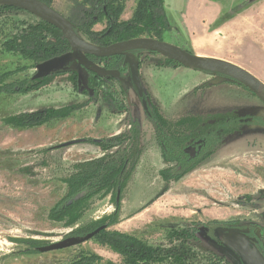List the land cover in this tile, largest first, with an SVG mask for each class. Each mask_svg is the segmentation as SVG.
<instances>
[{"label": "rangeland", "instance_id": "1", "mask_svg": "<svg viewBox=\"0 0 264 264\" xmlns=\"http://www.w3.org/2000/svg\"><path fill=\"white\" fill-rule=\"evenodd\" d=\"M51 1L59 13L77 20L81 0ZM138 1L124 0L121 21L133 18ZM212 1L227 3L225 6L230 3L249 6L259 2L260 10L254 12L264 11V0H164L165 13L171 17L168 24L173 27L160 34V38L179 48L191 49L179 37L177 29L182 28L185 17L198 9L202 11L203 3ZM33 22L35 18L26 12L0 15V80L7 76L0 89L8 84L17 90L16 86L36 74L32 60L1 51L2 44L16 34L17 27ZM106 28L104 20L93 25L91 31L101 32ZM250 29L245 22L241 33ZM231 30L228 29L227 36L217 33L214 41L199 43L195 52L232 57V45L228 44L238 43L240 38ZM81 37L88 41L85 36ZM260 50L246 52V55L255 59L254 67L248 70L264 80V51ZM245 61L248 64L250 60ZM161 62L158 56L143 57L140 77L149 97L165 114L173 117L236 110L264 117L262 102L243 89L235 85L223 87V79H211L184 67L164 69L159 65ZM87 100L67 76L56 77L51 84L27 94L0 93V264H70L75 258V263L80 264L87 254L100 257L102 264H120L119 253L98 238L61 251L41 253L34 249L81 233L115 210L114 199L109 197L95 201L93 209L73 226L66 227L48 218L50 210L66 193L67 187L61 178L67 169L102 155L96 146L84 141L67 147L62 145L74 140L109 138L127 131L130 117L137 118L140 114L143 119L142 104L133 91H130L132 113L128 115L110 111L103 102L90 104ZM72 105L80 108L70 117L39 127L23 129L4 123V119L14 114ZM143 129L146 155L122 202L120 223L110 227L108 232L134 235L154 244L162 241L168 228L183 227L192 221L264 223V199L260 196L264 190V130H248L180 183L169 185L158 176L161 159L153 130L146 122ZM42 162L46 167H41ZM193 248L200 254V264H214L203 259L205 254L224 257L231 264H244L226 233L220 236L206 229L199 245Z\"/></svg>", "mask_w": 264, "mask_h": 264}, {"label": "trees", "instance_id": "2", "mask_svg": "<svg viewBox=\"0 0 264 264\" xmlns=\"http://www.w3.org/2000/svg\"><path fill=\"white\" fill-rule=\"evenodd\" d=\"M41 1L49 6L52 5L51 0ZM123 3L124 0H81L77 20H68L74 24L77 34L85 36L88 41L98 46H109L116 42L142 37L161 40L160 34L170 29L164 0H139L134 16L128 22L120 20L124 10ZM11 12L17 10L0 7V15ZM104 20L107 24L105 30L91 31L93 25ZM1 51L19 54L38 66L52 59L61 58L71 50L60 31L35 18V22L23 23L22 28L17 27L16 34L2 44ZM87 59L79 61L78 64L86 67L88 63L98 61L93 57ZM102 61L108 69H119L122 65L118 57ZM165 62L168 67L179 66L170 60ZM75 63L77 62L64 66L65 68L60 67L50 75H35L31 80L16 86L17 90L6 84L0 89V93L13 91L27 94L50 83L51 75L64 73L72 74L74 84H77L78 66ZM6 77L1 78L0 85ZM88 80L91 81V90L88 92L94 93V96L89 95L88 102L97 101L101 91L106 90L108 96L103 93L104 97L111 104L115 103L114 108L118 112L126 111V106L119 107V104H116V95L125 94L124 87L118 80L96 76ZM79 108L80 106L72 105L24 112L9 116L4 119V123L15 128H35L54 120L68 118ZM145 114L155 129L157 142L161 147L164 165L160 175L167 183L180 181L244 132L252 129L264 130V117L249 116L236 110L169 118L157 106L148 104ZM196 142L203 143L199 144L202 145V150L196 158H191L187 154V149ZM96 145L107 152L104 157L76 163L67 169L61 178L67 189L61 201L50 210L48 218L52 222L63 223L66 227L73 226L93 209L95 201L115 195L118 190L124 192L143 153L139 122H133L129 133L102 140ZM113 148L117 150L109 153ZM46 165L42 162L41 167ZM118 221L117 213L110 215L98 223L87 226L81 234L94 231L101 223L108 222L113 225ZM202 227L203 224L198 223L186 229L171 228L164 241L157 244H149L125 233L106 230L98 234V239L123 256L122 264H200L198 259L184 251L183 247L188 243L199 241ZM261 238L264 239L263 235ZM83 257L85 258L81 259L80 264H100L101 261V258L95 255L88 254ZM76 260L77 258L73 261L74 264H77ZM206 261L214 264H230L223 258H209Z\"/></svg>", "mask_w": 264, "mask_h": 264}, {"label": "flooded vegetation", "instance_id": "3", "mask_svg": "<svg viewBox=\"0 0 264 264\" xmlns=\"http://www.w3.org/2000/svg\"><path fill=\"white\" fill-rule=\"evenodd\" d=\"M43 2V1H42ZM46 4V3H45ZM48 5V4H47ZM52 7V5L50 6ZM11 8V7H9ZM53 8V7H52ZM13 9H16V8H13ZM54 9V8H53ZM17 12H26V11H23V10H19V9H16ZM57 11V10H56ZM58 12V11H57ZM28 13V12H26ZM30 14V13H29ZM61 14V13H60ZM32 15V14H30ZM62 15V14H61ZM34 18L38 19V20H41L39 18H37L36 16L32 15ZM64 16V15H63ZM65 17V16H64ZM66 18V17H65ZM68 19V18H67ZM43 21V20H41ZM70 21V20H69ZM52 26V25H51ZM54 27V26H53ZM55 28V27H54ZM57 29V28H56ZM58 30V29H57ZM170 30V29H169ZM60 31V30H58ZM61 32V31H60ZM62 33V32H61ZM65 38V37H64ZM142 38H148V37H142ZM66 39V38H65ZM137 39V38H136ZM149 39H153V38H149ZM132 40V39H130ZM157 40V39H155ZM67 41V40H66ZM126 41H129V40H126ZM158 41H161V42H164V40H158ZM68 42V41H67ZM90 42V41H88ZM121 42H125V41H121ZM91 43V42H90ZM116 43H120V42H116ZM114 43V44H116ZM69 44V42H68ZM168 44V43H167ZM95 45V44H94ZM113 45V44H111ZM109 45V46H111ZM172 45V44H170ZM70 46V44H69ZM98 46V45H96ZM175 46V45H174ZM101 47H108V46H101ZM177 47V46H176ZM179 48V47H178ZM182 50H185L191 54H195V52L191 49H186V48H180ZM70 50L72 51L71 49V46H70ZM71 51L69 53H71ZM67 53V54H69ZM131 54L134 55V60L136 62V65H137V71H138V80H139V86L136 84V82L134 81V77H133V73H132V67H131V64L129 62H126L127 58L124 54H120V55H116V56H113V57H108V58H96L94 56H84V55H79V60H76V61H73L71 63H68L64 66H68L69 64H72L74 62H77L75 63L77 66H78V77L79 78V81L77 84H74V79L72 77V74L70 73H64V74H58V75H51V81L49 84H51L52 80L56 77H62V76H67L68 79L72 82V84L74 85L75 89L80 92V94L84 95L85 97H87V102L89 101V95L91 94L92 96H94V93L92 92H88L90 91V77H93V76H96V77H99V78H107V77H111V78H114L115 80H118L120 82V84L124 87V90H125V94H117L116 95V104L118 105L119 104V107H125L126 106V111L124 112H118L117 109L114 108L113 105H115V103L111 104L109 102L108 99H106L104 96L103 93H106L107 94V91L106 90H102L101 93H100V96L98 98L97 101H91V102H88V103H94V104H98L100 102H103L110 111H113V112H116L117 114H121V115H128V114H131L132 113V108H133V104L130 100V91H133L135 93V95L137 96L138 100L140 101V103L142 104V108H143V119H142V116L140 114H138L137 118H134V117H130L131 119L129 120V127H128V130L123 132V133H120V134H117L115 136H112V137H109V138H113V137H116V136H119V135H122V134H126V133H129L132 129V125H133V122L135 121H138L139 124H140V129H141V145L143 146V153H142V156L140 158V161L138 163V165L136 166L134 172L132 173V176H131V179H130V182L127 186V188L124 190V192L122 193L121 190H118L117 193L115 195H112V196H108L106 198H113L114 199V205H115V210L114 212L111 214V215H114V214H118V219L119 221L121 220V213H122V202L124 200V197L127 195L130 187L133 185L134 183V179H135V176L137 174V171L144 159V156L146 155V152H147V146L146 144H144V138H145V135H144V122H146L148 125L151 126L152 130H153V134H154V138H155V141H156V147L158 149V152H159V155H160V159H161V167H160V170L158 172V176L160 178V180L164 183V184H174V183H180L183 179H185L190 173H192L194 170H196L198 167L206 164L207 162L211 161L215 156H217L222 150H225L228 146H230V144L233 142L234 143V140L227 143L226 146H224L222 149H220L219 151H217L215 154L211 155L209 158H207L205 161H203L197 168H195L194 170H192L191 172H189L187 175H185L180 181L178 182H171V183H167L165 182L161 175H160V171L161 169L163 168V158H162V152H161V147L160 145L158 144L157 142V137H156V133H155V129L153 127V125L151 124V122L147 119L146 117V114H145V110L147 108V105L148 104H153L155 106H157L160 111L162 113H164L161 108L149 97L148 93L146 92V90L143 88V85H142V81H141V77H140V72H141V65H142V59L143 57H148V56H158L161 58L162 62L161 64H159L162 68L164 69H174V70H177L181 67H184L182 66L181 64L175 62V61H172V62H175L176 64H178L179 66L178 67H168L165 65V60H169L165 57H163L161 54L159 53H156V52H152V51H147V50H134V51H131L129 52ZM66 55V54H65ZM87 57H93V58H96V60L98 61H93L92 63H88V65L86 67H82L81 64L78 62L81 61V60H88ZM114 57H118L119 59H121V62H122V65L116 69H108L105 67V65L103 64V61L102 60H107V59H110V58H114ZM41 65V64H40ZM39 66V65H38ZM38 66H35L36 68V74L35 75H41L38 71ZM64 66H61L62 68ZM95 67H98V68H101V69H104L106 71H117L119 73V77H115V76H101V75H98L96 74L95 72H93L91 69L92 68H95ZM65 68V67H64ZM68 68V67H67ZM185 68V67H184ZM188 69V68H187ZM192 70V69H190ZM56 71V70H55ZM53 71V72H55ZM197 71V70H195ZM52 72V73H53ZM205 75H208L211 77V79L215 78H220V79H223V81H225L223 83V86L224 85H227V86H237L239 88H241V90L243 89L244 91H246V93H249L251 95H253L254 97H256L258 100H260L255 94H253L248 88H246L244 85L240 84L238 81H235L234 79L230 78V77H227V76H224V75H221V74H214L212 72H203V71H199ZM51 73V74H52ZM34 75V77H35ZM50 75V74H48ZM32 79V78H31ZM30 79V80H31ZM211 79L209 81H211ZM29 81V80H28ZM208 81H205V83H207ZM235 85V86H234ZM118 86V85H117ZM220 87V86H219ZM236 87V88H237ZM242 90V91H243ZM87 92V93H86ZM108 96V94H107ZM105 98V99H104ZM261 101V100H260ZM262 102V101H261ZM262 104L264 105V103L262 102ZM229 111H232V110H229ZM76 112V111H75ZM222 112H226V111H222ZM222 112H217V113H222ZM74 113V112H73ZM72 113V114H73ZM71 114V115H72ZM208 114H214V113H207V114H204V115H208ZM164 115H166L167 117L169 118H176V117H182V116H169L167 114L164 113ZM199 115V114H197ZM185 116H188V115H185ZM70 117V116H69ZM247 132V131H246ZM246 132H244L243 134L239 135L242 136L244 135ZM105 139H108V138H104V139H100V140H80V142L78 143H82L84 141V143H88L90 145H94L96 146L99 151H101L102 155L100 157H97V158H94V159H99V158H102L106 155V151H103L101 147L97 146L96 143L98 142H101L102 140H105ZM74 141H79V140H74ZM236 141V140H235ZM199 142V141H198ZM196 142V144H193V145H189L188 146V149H187V154L189 155V157L191 158H196L198 156V154H200L201 150H202V145H199V144H203L202 142L201 143H198ZM69 143V142H67ZM76 143V144H78ZM66 144V143H65ZM75 145V144H74ZM71 146V145H70ZM115 150H117V148H113L109 153H112L114 152ZM94 159H91V160H94ZM90 161V160H88ZM67 187V186H66ZM260 196L264 199V196L261 194L260 192ZM263 219H264V215H263ZM117 222L113 225H110L108 222H105V223H101L98 228H96L94 231H96L97 229L101 228V227H104V229L101 232H103L104 230L108 231L110 230L109 228L112 227V226H115L116 224H119L120 222ZM203 224V227L201 228V231L199 233V241L197 242H191V243H188L186 246H184V251H186L187 253H189L190 255L194 256L196 259H199L200 257V254L198 252V250L195 248H193L194 245H199V243L201 242V235L202 233L207 229L208 231L210 232H213L214 234L216 235H224L225 233L227 234L230 242H231V246L232 248L234 249L232 243L234 241V239L238 238V237H243L245 239H247L248 241H250L256 248L257 250L260 252V254L263 256L264 258V239H262V235L264 237V223L263 224H260V223H257V222H253V221H249V222H244V221H231V222H218V221H214V222H207V223H203V222H195V221H192L189 225H185L183 227H177V228H174V229H186V228H189L191 227L192 225H195V224ZM225 228L226 230H223L221 228ZM173 228V227H172ZM171 228H168L166 231H165V234H164V237L162 239V241H160L161 243L164 241V238L167 236V233L169 232ZM92 231V232H94ZM92 232H87L85 234H81V233H76V234H73L71 235L72 237L70 238H82V237H85L86 235L92 233ZM99 233V234H100ZM129 235V234H128ZM130 236H134V235H130ZM136 237L137 239H139L137 236H134ZM94 238H98V235H96ZM93 238V239H94ZM68 239V238H66ZM92 240V239H91ZM142 241H145L143 239H140ZM90 241V240H89ZM88 242V241H87ZM85 242V243H87ZM158 242V243H160ZM53 244V243H52ZM84 244V243H83ZM149 244H152V243H149ZM154 244H157V243H154ZM82 244H79V245H75L73 247H70V248H74V247H78ZM188 247V249H186ZM37 248L38 247H35L34 249L37 251ZM69 249V248H67ZM62 250H65V249H62ZM235 250V249H234ZM57 251H61V250H57ZM236 251V250H235ZM38 252V251H37ZM52 252H55V251H52ZM237 252V251H236ZM238 253V252H237ZM88 255V254H87ZM91 255V254H90ZM93 255V254H92ZM239 255V253H238ZM119 256H121L119 254ZM240 256V255H239ZM79 257V256H78ZM121 262L120 264L123 263L124 261V258L123 256H121ZM203 259L206 261V259H209V258H220L218 256H212L210 254H205V256H202ZM223 258L224 260H226L224 257H221ZM241 258V257H240ZM76 259V258H75ZM74 259V260H75ZM73 260V261H74ZM242 260V258H241ZM227 261V260H226ZM229 262V261H228ZM230 263V262H229ZM244 263V262H243ZM102 264V263H100ZM231 264V263H230Z\"/></svg>", "mask_w": 264, "mask_h": 264}, {"label": "water", "instance_id": "4", "mask_svg": "<svg viewBox=\"0 0 264 264\" xmlns=\"http://www.w3.org/2000/svg\"><path fill=\"white\" fill-rule=\"evenodd\" d=\"M0 7L16 8L36 16L60 30L69 42L72 49L71 53L39 65L38 71L41 75L51 74L61 66L79 60L80 54L84 56H94L96 58H108L124 54L127 58L126 62L131 64L134 81L139 86L137 65L134 60V55L129 52L134 50H147L159 53L163 57L175 61L188 69L212 72L214 74H221L230 77L248 88L264 103V83L247 70L230 62L216 58L200 57L199 55L191 54L174 45L149 38L132 39L108 47L96 46L84 40L79 34H77L72 22L41 0H0ZM91 70L101 76L119 77L117 71H106L98 67L92 68ZM78 142H80V140L63 144L62 147L74 145ZM261 194L264 196V190L261 191ZM103 229L104 227H101L82 238H68L61 242L38 247L37 251L47 253L83 244L93 239ZM232 245L239 253L244 264H264L263 256L247 239L238 237L234 239Z\"/></svg>", "mask_w": 264, "mask_h": 264}, {"label": "crops", "instance_id": "5", "mask_svg": "<svg viewBox=\"0 0 264 264\" xmlns=\"http://www.w3.org/2000/svg\"><path fill=\"white\" fill-rule=\"evenodd\" d=\"M203 4L202 11L198 9L192 12L190 17H185L183 19L182 28L177 29L179 37L182 38L195 52V47L196 45H199V43L214 41L213 36L217 33L222 35L225 34L227 36L230 33L228 29H232L231 31L236 32L240 38L238 43H227L228 45H232L233 58L228 57L227 55H203L198 54V52H195V54L235 64L236 66L247 70L264 83V80L248 70L254 67L253 63L255 59L254 57L246 55V52H258L257 50H260V48L264 51V11L254 12L260 10V3L258 2V4H252L249 6L230 3V5L225 6L227 3H217L212 1ZM165 14L167 21L169 22L168 19L171 17L167 13ZM245 22L251 28L248 31L250 33H241V28ZM170 27L172 28L173 26L171 25ZM260 31H262V34H260ZM230 39L233 41L232 38ZM247 46H250L253 49L245 50L244 47ZM239 58H241V61H238ZM246 59L250 60L248 64L245 61ZM250 62L252 64H250Z\"/></svg>", "mask_w": 264, "mask_h": 264}, {"label": "bare ground", "instance_id": "6", "mask_svg": "<svg viewBox=\"0 0 264 264\" xmlns=\"http://www.w3.org/2000/svg\"><path fill=\"white\" fill-rule=\"evenodd\" d=\"M201 57V56H200Z\"/></svg>", "mask_w": 264, "mask_h": 264}]
</instances>
